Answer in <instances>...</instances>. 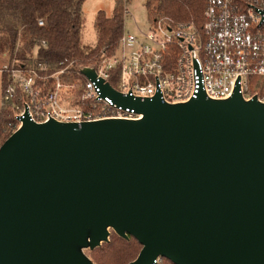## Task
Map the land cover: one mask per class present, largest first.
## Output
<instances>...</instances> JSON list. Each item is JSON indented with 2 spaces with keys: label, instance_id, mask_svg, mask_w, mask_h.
Instances as JSON below:
<instances>
[{
  "label": "water",
  "instance_id": "1",
  "mask_svg": "<svg viewBox=\"0 0 264 264\" xmlns=\"http://www.w3.org/2000/svg\"><path fill=\"white\" fill-rule=\"evenodd\" d=\"M103 92L142 118L26 114L0 146V264H96L112 231L143 246L128 264H264V102Z\"/></svg>",
  "mask_w": 264,
  "mask_h": 264
},
{
  "label": "built area",
  "instance_id": "2",
  "mask_svg": "<svg viewBox=\"0 0 264 264\" xmlns=\"http://www.w3.org/2000/svg\"><path fill=\"white\" fill-rule=\"evenodd\" d=\"M204 1L202 26L153 19L148 29L133 32L124 23L115 52L102 51L86 66L95 68V79L73 71V63L55 70L37 64V48L29 61H11L5 53L0 71L7 132L17 131L26 114L38 123L142 118L104 94L107 83L123 97L142 101L160 93L166 102H187L202 91L225 99L239 87L246 99L264 102V0ZM130 14L125 0L124 16Z\"/></svg>",
  "mask_w": 264,
  "mask_h": 264
},
{
  "label": "trees",
  "instance_id": "3",
  "mask_svg": "<svg viewBox=\"0 0 264 264\" xmlns=\"http://www.w3.org/2000/svg\"><path fill=\"white\" fill-rule=\"evenodd\" d=\"M84 2L0 0V53H7L11 61H29L37 48V64L55 70L73 63L75 72L93 63L102 51L113 54L124 31L125 0H115L110 16L104 10L97 13V43L93 48L82 42ZM146 5L154 20L194 21L198 26L204 23V0H147ZM7 122L1 111L0 146L11 135L6 130ZM142 247L134 236L126 239L112 231L110 241L92 250L90 257L96 264H128ZM158 264L175 263L163 258Z\"/></svg>",
  "mask_w": 264,
  "mask_h": 264
},
{
  "label": "rangeland",
  "instance_id": "4",
  "mask_svg": "<svg viewBox=\"0 0 264 264\" xmlns=\"http://www.w3.org/2000/svg\"><path fill=\"white\" fill-rule=\"evenodd\" d=\"M147 0H129L128 8L131 14L125 18V28L130 31H137L139 28L148 29L153 18L150 16L146 5ZM115 7V0H85L83 4L84 26L82 31V42L85 47L93 48L97 43V31L95 20L97 13L104 10L107 15H112ZM5 53H0V67L6 62ZM4 76L0 71V112L2 111ZM90 250L87 253L90 255Z\"/></svg>",
  "mask_w": 264,
  "mask_h": 264
}]
</instances>
